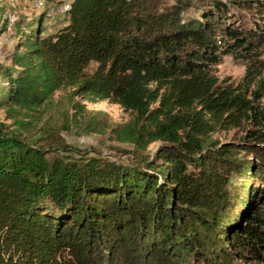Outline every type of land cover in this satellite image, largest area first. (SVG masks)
Returning <instances> with one entry per match:
<instances>
[{
    "label": "trees",
    "instance_id": "16d2710c",
    "mask_svg": "<svg viewBox=\"0 0 264 264\" xmlns=\"http://www.w3.org/2000/svg\"><path fill=\"white\" fill-rule=\"evenodd\" d=\"M244 7L263 18L264 0H71L54 32L16 20L0 63V264H264V107L250 69L235 85L212 68L264 36L234 25ZM220 24L235 46L219 48ZM77 96L130 116L108 124ZM245 118L242 150L211 138ZM70 124L131 147L102 157L57 135Z\"/></svg>",
    "mask_w": 264,
    "mask_h": 264
},
{
    "label": "rangeland",
    "instance_id": "374dc122",
    "mask_svg": "<svg viewBox=\"0 0 264 264\" xmlns=\"http://www.w3.org/2000/svg\"><path fill=\"white\" fill-rule=\"evenodd\" d=\"M71 0H0V6L2 11L0 12V63L9 64L10 58L8 54L13 50L14 45L17 42L16 30L14 23L16 20H22L23 24L25 21H30L38 18L42 15V34L54 32L60 26L67 23L66 10L70 5ZM66 7V8H65ZM65 8V9H64ZM247 7L241 8L235 11L236 17L233 20L234 25L238 30L243 32V35L248 39H255L257 36L256 31H264V16L263 18L253 15ZM256 12V11H255ZM6 19V23H3ZM216 42L219 44L220 49H224L228 46V43H234L235 39L228 33L226 28L220 24L216 28ZM252 32V33H251ZM255 41V40H254ZM235 46L231 44L228 48ZM236 50H230L225 54L221 55V59L218 63L213 65V72L219 77V79L227 82H233L235 85L245 81L244 75L248 69L253 72V80L248 88L247 97L251 98L253 103L264 107V36L261 40L249 49V53L244 55L245 50L242 47H237ZM1 76V75H0ZM0 77V85L2 84ZM64 90H56L53 98L56 100L63 95ZM85 105V108L94 110L99 117L104 119L108 124H116L125 121L130 113L119 103L110 101L109 99H103L98 101H91L80 98L77 96ZM72 110V109H71ZM4 109L0 107V119L5 120L12 127V121L5 119ZM71 128L59 129L57 135L64 138L66 142H70L74 145L79 146H93L102 157H110L120 159L121 155L116 149L117 147H131L130 144L117 141L110 136V128L107 126L106 129L100 132L90 131L83 132L81 128L76 127L75 124ZM257 127L251 119L241 120L239 124H232L228 127L215 128L211 131V138L218 140L219 142H232L238 145L242 143V135L245 132V128ZM160 141H154L150 144V149L153 151L159 145ZM241 147L238 145V148ZM239 150H242L239 148ZM244 152H241L242 154ZM122 158V157H121ZM233 172L232 174H234ZM232 178V177H231ZM230 178V179H231ZM256 184L255 180L250 181L251 186ZM231 181H228L227 185L230 186ZM227 186V187H228ZM229 189V188H228ZM262 190V189H261ZM260 190V191H261ZM259 191L260 204H264V194ZM264 209V208H263ZM264 212V210H263ZM150 256V255H148ZM144 261H146V258ZM237 264H246L243 258H235ZM117 264H132L127 258L119 260ZM175 263V262H174ZM187 263V261H186ZM142 264H154L153 261ZM173 264V263H169ZM175 264H184L181 262Z\"/></svg>",
    "mask_w": 264,
    "mask_h": 264
},
{
    "label": "bare ground",
    "instance_id": "6f19581e",
    "mask_svg": "<svg viewBox=\"0 0 264 264\" xmlns=\"http://www.w3.org/2000/svg\"><path fill=\"white\" fill-rule=\"evenodd\" d=\"M40 2H41V0H39V3H40ZM41 3H42V2H41ZM69 6H70V5H69ZM65 8H66V7H65ZM65 8H64V9H65Z\"/></svg>",
    "mask_w": 264,
    "mask_h": 264
}]
</instances>
